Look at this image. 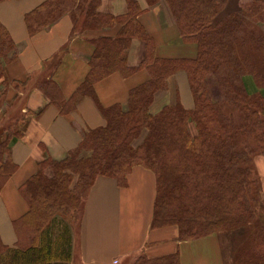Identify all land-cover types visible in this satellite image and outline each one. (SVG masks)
<instances>
[{"label":"trees","instance_id":"obj_1","mask_svg":"<svg viewBox=\"0 0 264 264\" xmlns=\"http://www.w3.org/2000/svg\"><path fill=\"white\" fill-rule=\"evenodd\" d=\"M101 1L45 0L25 16L31 33L64 14L84 29L113 25L121 28L113 38L92 40L90 71L68 101L73 107L90 95L105 125L86 132L64 160L40 164L38 172L22 185L20 194L29 210L16 224L18 232L21 227L18 243L14 247L0 244V264H67L71 236L45 241L52 223L67 211L80 212L82 201L98 176L115 178L124 185L134 166L156 175L151 227L176 226L179 240L246 226L258 216L249 203V158L245 151L235 150L234 142L239 134L260 140L264 131V119L259 117L264 111L262 97L247 96L239 81L248 71L259 85H264V35L247 32L249 15L231 13L218 19L226 0H165L180 35L196 44L197 55L194 59H159L153 54L151 37L138 22V4L126 0L127 12L114 17L98 11ZM146 1L153 6L160 0ZM133 38L142 39L147 46L138 67L128 66L125 58ZM15 46L0 24V64L15 59L16 55L8 57ZM139 69H146L149 79L129 92L125 106L99 105L93 90L95 82L114 72L128 77ZM177 71L186 74L193 108L185 109L176 103L151 113L155 93L164 89L166 79ZM212 75L218 77L224 101L238 105L244 113L243 125L232 126L223 119L220 104L213 101L207 83ZM45 90L48 98L55 101L52 96L57 89L51 80ZM190 126L195 129L194 135ZM12 138L8 136L0 145V154L7 153ZM46 170L51 176L46 175ZM11 171L7 161L1 164L0 183ZM247 244L243 261L264 264V224L248 236ZM133 264L179 261L177 255L156 260L140 257Z\"/></svg>","mask_w":264,"mask_h":264},{"label":"crops","instance_id":"obj_2","mask_svg":"<svg viewBox=\"0 0 264 264\" xmlns=\"http://www.w3.org/2000/svg\"><path fill=\"white\" fill-rule=\"evenodd\" d=\"M44 1H0V24L16 45L15 59L0 67V145L13 137L7 153L0 154V166L7 161V168H12L0 183V244L8 247L20 240L21 227L18 232L16 224L29 210L20 194L22 185L38 172L40 164L64 160L86 132L105 125L90 95L73 107L68 101L90 71L92 40L113 38L121 28L84 29L64 14L31 33L25 16ZM133 1L141 9L137 19L152 39L156 58L196 57V44L180 35L165 0L153 6L146 0ZM98 11L114 17L124 15L127 1L102 0ZM146 51L145 41L131 39L125 52L127 65L138 67ZM148 79L146 69L128 77L114 72L95 82L93 90L101 107L125 106L129 92ZM49 80L57 89L52 96L55 101L45 90ZM176 103L185 109L194 106L184 71L166 79L164 89L154 95L150 112L158 113ZM46 175L51 176L48 170ZM155 196L154 174L141 166L131 169L124 185L115 178L98 176L82 201L66 263L114 264L117 260V264H133L140 257L156 260L177 255L179 264H225L219 233L182 241L175 226L152 228ZM49 238L53 242L59 237L45 235V241Z\"/></svg>","mask_w":264,"mask_h":264},{"label":"rangeland","instance_id":"obj_3","mask_svg":"<svg viewBox=\"0 0 264 264\" xmlns=\"http://www.w3.org/2000/svg\"><path fill=\"white\" fill-rule=\"evenodd\" d=\"M231 13L249 15L248 20L250 22V27L247 32L264 35V1L226 0L225 5L221 8L218 19ZM8 54V57L16 55V46ZM2 65L3 63L0 64V67ZM239 81L242 83L247 96L253 97L259 95L262 97L264 104V85H259L251 73L248 71L244 72ZM207 83L213 101L220 104L223 119L232 126L237 127L243 125L245 120L244 113L238 105L226 103L224 101L223 89L218 82V77L215 75L209 76ZM259 117L264 119V111L259 113ZM190 127L191 133L194 135L195 129L193 126ZM262 132L263 134L260 140L255 139L251 135L244 136L239 134L234 142L235 150L245 151L249 158L247 161L251 177L249 203L254 207L258 216L246 226L224 228L215 232L220 234V242L224 252L225 264H247L243 261V253L249 247L247 244L248 236L257 230L260 224H264V131ZM154 177L156 183L155 174ZM78 218V209L67 211L64 216H58V218L52 223L50 231L52 236L55 238L60 237L61 235L70 236L72 231H75L77 228ZM199 222L203 223V220L200 219ZM65 231H67V234H65Z\"/></svg>","mask_w":264,"mask_h":264},{"label":"built area","instance_id":"obj_4","mask_svg":"<svg viewBox=\"0 0 264 264\" xmlns=\"http://www.w3.org/2000/svg\"><path fill=\"white\" fill-rule=\"evenodd\" d=\"M114 264H117V260L114 261Z\"/></svg>","mask_w":264,"mask_h":264}]
</instances>
